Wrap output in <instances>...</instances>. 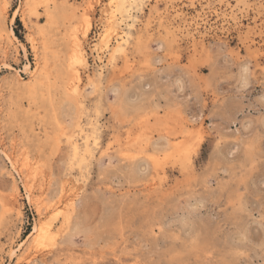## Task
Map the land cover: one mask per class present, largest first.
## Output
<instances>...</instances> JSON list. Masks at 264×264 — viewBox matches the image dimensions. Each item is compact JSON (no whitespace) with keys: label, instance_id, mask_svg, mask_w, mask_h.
<instances>
[{"label":"rangeland","instance_id":"obj_1","mask_svg":"<svg viewBox=\"0 0 264 264\" xmlns=\"http://www.w3.org/2000/svg\"><path fill=\"white\" fill-rule=\"evenodd\" d=\"M107 1L0 0V264H264V0Z\"/></svg>","mask_w":264,"mask_h":264},{"label":"bare ground","instance_id":"obj_2","mask_svg":"<svg viewBox=\"0 0 264 264\" xmlns=\"http://www.w3.org/2000/svg\"><path fill=\"white\" fill-rule=\"evenodd\" d=\"M133 2H134V0H108L106 2L105 6L103 5L104 8L102 9V12L104 14V22H105V24H104V26H105L104 35H106V36H104V37L101 36V37H103V39H100V40H102L103 44H101V45L103 47H101L99 49L100 50H106V48H108L110 50V54H109V62L110 63H115L116 62V55L117 54L122 55L125 62L129 61V59L127 57V54H126V48H125V46H127V40H126V38H124V35H122L120 33L121 31L119 32V29H120V22H122L120 18L123 16V13H125L126 7L128 5H131ZM32 5H34V4H32ZM84 18H86V17H84ZM89 27L90 26L87 25L85 30H83L84 33L87 32ZM80 40H79L77 35L74 36V45H73V48H71L72 49V53H71L70 56H71V58L73 60L79 62V64L80 63L83 64L85 62V55H84V50H83V46L84 45L82 44V41H80ZM112 40L115 41V44L113 45V47H110V44H111ZM101 52H103V51H101ZM75 71L76 72L73 73L74 76H73V78L71 77L72 79L70 80V82H68V85H69V88H70L72 94L79 95L80 94V89H81V87H80L81 86L80 85L81 76H80L78 70H75ZM72 72L73 71L71 70L70 73L72 74ZM72 144H73V148L72 149H73L74 155L77 154L81 158H83L82 157L83 155H81L80 150L78 148V144H76V142H72ZM85 149L87 150V147ZM30 163L27 164L23 160V162L21 163V166H23L25 170L29 171L30 168L32 167ZM31 172L32 171L30 170L28 173H31ZM75 193L76 192H74V194ZM68 194H70V193H68ZM72 195L70 194L68 197H65V199H64V200H66V202L64 201L66 203V206L64 204L62 206L66 207L67 212H65V214H63L64 217H63V221L62 222L67 221V218H69V214H70L71 210L73 209L75 199H73L74 196H72ZM51 226H52V224H48L46 227H44V228L42 227L43 229H42V232L40 233V239H41L42 242L43 241L47 242V240H50L51 238H53V234L54 233H52L53 232V228ZM32 229H35V226ZM55 230H57V229H55Z\"/></svg>","mask_w":264,"mask_h":264}]
</instances>
